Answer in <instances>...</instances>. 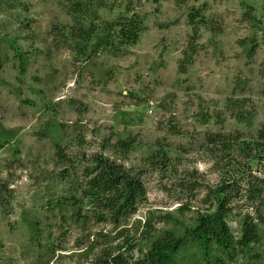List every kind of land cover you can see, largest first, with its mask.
<instances>
[{
  "label": "rangeland",
  "instance_id": "1",
  "mask_svg": "<svg viewBox=\"0 0 264 264\" xmlns=\"http://www.w3.org/2000/svg\"><path fill=\"white\" fill-rule=\"evenodd\" d=\"M127 17L137 43L104 48ZM263 126L264 0H0V264H142L164 231L214 211L223 182L231 233L251 216L264 264V154L240 152ZM100 156L145 191L118 224L74 205ZM202 254L188 242L179 264Z\"/></svg>",
  "mask_w": 264,
  "mask_h": 264
},
{
  "label": "trees",
  "instance_id": "2",
  "mask_svg": "<svg viewBox=\"0 0 264 264\" xmlns=\"http://www.w3.org/2000/svg\"><path fill=\"white\" fill-rule=\"evenodd\" d=\"M81 4H76L80 8ZM77 10H83V7ZM141 22L138 19L129 20L124 18L119 25L112 29L114 35L112 44L104 45V48H110L118 43L121 47L135 45L139 39ZM111 29L109 30V33ZM91 30L80 29L73 36L84 37V42L88 43L94 36ZM87 37L85 38V36ZM110 35V34H109ZM115 42V43H114ZM99 49L102 48L97 46ZM87 48L84 50V54ZM212 144L222 143L210 138ZM226 143V142H223ZM224 145V144H222ZM228 151L229 145H224ZM124 150L130 149L129 142L122 143ZM240 152L251 159H261L264 154V126L259 132L258 139L255 142H243L240 146ZM90 178L86 187L82 189L81 200L74 205L84 202V200L93 203L98 213L108 218H100L118 224L127 216L137 212L138 204L145 199L143 184L137 178H134L130 171H127L122 165H119L102 156L96 157L95 165L90 170ZM260 184L264 187V174ZM235 192L234 186L228 182H223L214 190L213 199L216 202L214 211L207 214H200L195 225L186 228L182 234L176 230H167L152 244L145 261L142 264H179L178 258L183 247L189 242L199 245L205 264H231L232 253L236 249L243 254L245 259L243 264H255L252 262L254 256L250 251L254 245L261 241V230L258 224H255L251 216H245L241 222V235L236 239L231 233L227 223L229 215L228 205L230 204L232 193ZM253 196L260 197V188L252 189ZM77 204V205H78ZM213 251L231 256L230 258L220 257L218 254L213 256ZM258 255L255 256L257 258ZM105 264H129L124 259V255H119L110 259Z\"/></svg>",
  "mask_w": 264,
  "mask_h": 264
}]
</instances>
